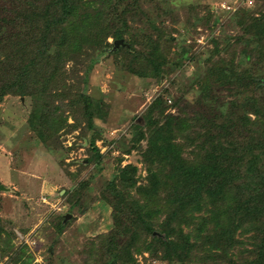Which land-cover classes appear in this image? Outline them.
<instances>
[{
    "label": "rangeland",
    "instance_id": "obj_1",
    "mask_svg": "<svg viewBox=\"0 0 264 264\" xmlns=\"http://www.w3.org/2000/svg\"><path fill=\"white\" fill-rule=\"evenodd\" d=\"M103 3L106 10L99 14L100 21L90 12L81 23L72 25V33L78 31L80 35L76 34L75 41L63 47L60 69L65 74L56 77L59 82L64 79L70 88L80 86L81 93L91 100L92 131L84 130V123L72 129L73 116L67 110L66 123L41 147L26 122L31 108L29 98L5 96L0 102V218L5 230L13 234L15 248L27 247L14 264H25L29 260L27 254L32 257L29 264H120L113 254L101 253L98 245V238L114 228L113 221L124 220V215L127 220L130 215L122 209L124 214L112 211L103 201L108 182H117L122 169L134 168V185L119 189L125 201L137 200V206L149 203V208L154 206L153 201L163 200L164 182L168 179L175 187L195 183L192 177L174 176L173 165L169 164L172 162L155 153L150 145V122L173 123L180 116L187 118V124H194L196 113L202 114L208 106L225 115L232 111V120L239 122L241 118L245 129L219 142L228 147L233 159L243 154L245 137L237 133L258 129L255 115L243 100L252 97L261 101L264 91L254 87L242 89L241 93L228 81L223 85L210 76L207 81L203 78L208 69L205 61L214 43L223 46L224 41L232 44L239 36L247 39L240 29L239 10L247 4L250 9L242 11L250 12V19L264 15V0H137L134 7L123 1L115 9L113 5L111 9V0ZM9 4L11 0H0V12L2 8L9 11ZM21 25L17 20L10 22L7 30L15 34L20 32ZM99 28V38L105 35L103 32L110 35L119 30L127 52L122 51L123 46H115L117 40L112 38L103 37L98 42L81 38L83 32H92L89 36L94 31L90 29ZM263 52L264 48L260 52L264 58ZM221 54L214 60L232 61L238 73L249 69V64L238 55L231 60L227 53ZM156 65L162 72L160 78L153 74ZM161 99L165 102L159 111L162 118L153 110L155 101ZM218 113L214 118L216 124L223 117ZM212 117L208 114L205 118ZM244 117L250 121L246 122ZM190 132H183L175 140L180 148L172 161L181 160L186 167L203 165L212 151L211 143L202 133L191 136ZM92 148H97L99 159L89 162ZM151 176L153 182L158 181V189L149 202L140 195L139 188L148 186ZM235 192L233 184L221 193H203L194 198L196 209L192 204V209L181 214L183 235L190 236V243L196 246L188 264H229L238 259L246 264L257 258L254 244L260 240L263 226L257 209L246 212L247 215L240 213V217H245L244 224L239 227L236 222L230 227L231 244L217 239L220 234L215 235L217 223L233 216L229 209L238 199ZM168 211L157 218L164 220ZM66 215L70 217L65 221ZM59 222L61 232L57 228ZM128 237L118 235L119 247ZM207 239L214 243L211 248ZM146 240L151 242V238ZM227 245L228 249L222 252L225 248L221 246ZM140 252L130 254L132 264H168L148 252ZM8 263L5 258L0 264Z\"/></svg>",
    "mask_w": 264,
    "mask_h": 264
},
{
    "label": "trees",
    "instance_id": "obj_2",
    "mask_svg": "<svg viewBox=\"0 0 264 264\" xmlns=\"http://www.w3.org/2000/svg\"><path fill=\"white\" fill-rule=\"evenodd\" d=\"M89 1L11 0L9 11L2 8V13L0 12V44H4V46H0V102L5 96L29 98L31 108L26 122L41 147L47 145L54 134L59 132V129L66 123L64 114L67 110L73 116V124L70 126L72 129L80 127L82 123H84V130L87 132L94 128L91 100L81 93L80 86L70 88L64 79L59 82L56 78L65 74L60 69L63 47L67 43H73L77 38L76 34L80 35L78 31L76 34L72 33V25L76 22L81 23V19L87 18L86 16L90 12H94L97 15V20L100 21L99 14L106 10L103 0ZM123 1H127L131 4L130 6L134 7L137 0H111V9L113 6L115 9ZM251 4L252 2L249 5ZM249 5L245 4L239 10L242 17L240 18V29L247 36V39L244 40L242 36H239L232 44L224 41L223 46L214 43L210 50L211 55L205 61L208 69L203 78L204 81H207V77L210 76L214 81H220V84L223 85L228 81L232 86L235 85L234 87L238 89L237 92L241 93L242 89L254 87L259 91H264V58L261 57L260 53L264 47L259 46L264 44V15L250 19V12L242 11L250 9ZM16 20L22 24L21 30L15 34H10L7 26L10 22L14 24ZM261 26L262 28H260ZM4 28L6 29L4 30ZM90 30H94L93 35L88 36L92 32L86 31L83 32L81 38H89L88 40L98 42L103 37L104 39L112 38L115 41L121 40L123 37L119 30L110 35L103 32L105 35L100 38L98 36L101 31L100 28ZM107 45L108 47L114 46L112 44ZM219 47H221L220 50ZM121 49L127 52L125 43ZM221 53H227L231 60L234 57L237 58L238 55L247 65L249 64V69L243 73H238L231 65L232 61L214 60V57H220ZM153 74L158 78L161 77L162 72H160L159 65L155 66ZM260 100L252 97H245L243 100L245 106L247 105L249 111L255 115V124L258 129L254 132L237 133V135L245 137L243 154L239 159L231 158L228 147L219 142L222 139L228 140L232 138L234 132L245 129L244 124L241 123V118H239L240 123L232 120V111L230 115H225L216 107L208 106L204 108L202 114L196 113L195 118L192 119L194 124H187V118L184 119L180 116H176L173 123L166 122L158 125L155 121L150 122V127L153 128L149 136L150 145L155 148V153L157 151L158 154L172 162L169 164L173 165L174 176L179 178L192 177L195 183L193 185L191 183L190 186L182 183L183 185L175 187L173 181L166 177L168 182H164L166 188L163 200L153 201L154 206L149 208V203L137 206V200L131 197H126L132 199L131 201L123 199L125 196L119 187L127 189L129 186H133L134 182L122 180L117 175V182H108L103 201L111 207L112 211H120L124 214L122 210H126L130 215L127 220L126 215H124V220L113 221L114 228L107 235L98 238L101 253L113 254L120 264H125L130 260L131 253L140 251L148 252L157 260L166 261L168 264H188L191 260L190 253L196 246L190 243V236L183 235L184 217L181 214L190 208L189 205L193 204L196 196L199 197L203 193L209 195L216 192L221 193L225 188L235 184V194L237 193L236 198L238 199L231 203L229 209L233 216L226 222L220 223L219 221L217 223L219 229L216 228L215 235L220 234L217 239L226 241V243L233 242L229 229L233 223L237 222L239 227L244 224L245 217H240V213L247 215L246 212L257 209L256 213L263 219L261 222L263 225L261 227L262 235L260 240L255 238L257 242L254 244V252L257 258L246 262V264H264V97ZM236 102L238 103V100ZM164 103L162 99L156 100L153 110L161 111ZM204 103L206 102L204 101ZM159 113L160 118H162L161 112ZM217 113L223 116L221 119H216L218 124L214 120ZM208 114L213 115L212 119L205 118ZM163 119L166 118L163 117ZM244 120L250 121L249 117H244ZM219 122H222L220 126ZM187 131H191L189 133L191 136L202 133L205 140L211 143L212 151L206 155L205 164L186 167L182 165L181 160L177 163L172 161L178 148H180V144H176L175 140ZM216 142L215 146L214 143ZM91 150L92 158L88 161H97L99 159L97 148ZM128 168L122 169V173L132 177L134 168ZM152 179L151 176L148 186L139 188L140 195L147 198L149 202L158 189V181L153 182ZM80 190L82 191V187ZM125 195L127 194L125 193ZM253 203L255 204L253 205ZM193 208L196 209L194 204ZM166 210H170L166 218L159 220L157 217L161 215L162 218ZM57 228L59 232L62 231L60 222ZM155 231L158 234H154ZM221 232L226 235L222 236ZM124 234L129 237L119 247L117 237ZM142 238L145 241L144 239L141 240ZM147 238H151V242L146 243ZM12 239L13 234L5 230L0 218V263L7 258L8 264H14L26 253L27 247H20L22 246L20 245L18 249L15 248ZM206 244L211 248L214 243L207 239ZM221 247L225 248L222 250L225 252L229 246ZM208 252L212 253L210 250ZM30 257L27 254V258L32 261V257ZM29 260L24 261V263L29 264ZM130 261L128 264L133 263V258ZM229 264H242V262L239 259L238 261L230 260Z\"/></svg>",
    "mask_w": 264,
    "mask_h": 264
},
{
    "label": "water",
    "instance_id": "obj_3",
    "mask_svg": "<svg viewBox=\"0 0 264 264\" xmlns=\"http://www.w3.org/2000/svg\"><path fill=\"white\" fill-rule=\"evenodd\" d=\"M114 44H115V46H123V40H117ZM85 144H86V141H85ZM119 178L122 179V180H132V178L130 176H126L123 173H119ZM0 189H2V188L0 187ZM69 217H70V215H66L65 216V221L67 219H69Z\"/></svg>",
    "mask_w": 264,
    "mask_h": 264
}]
</instances>
